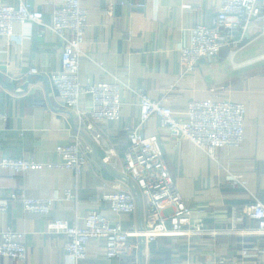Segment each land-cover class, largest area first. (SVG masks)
<instances>
[{
    "label": "crops",
    "instance_id": "obj_1",
    "mask_svg": "<svg viewBox=\"0 0 264 264\" xmlns=\"http://www.w3.org/2000/svg\"><path fill=\"white\" fill-rule=\"evenodd\" d=\"M66 0H0V5L24 3L44 14L50 24L54 8ZM135 2L143 7L133 6ZM88 11L80 79L92 83H119L120 118L99 124L103 147L95 145L81 175L61 166L57 154L61 144L75 141L76 128L68 108L54 88L50 75L60 69L61 55L73 37L46 29L41 23L15 24L14 35L0 37V111L8 114L0 122V162L4 158H32L56 167L14 172L0 166V233L12 229L26 233L30 264H75L64 249L62 233L48 229L56 219L78 221L92 211L136 229L146 214L143 199L135 215L114 212L103 194L112 182L126 181L122 175L130 143V131L138 126L141 105L138 93L162 100L182 116L192 100L242 102L246 106L245 132L236 148H220L211 157L188 139L176 140L152 116L142 133L153 138L161 150L176 186L194 217L203 218L210 229L229 226L230 208L248 207L256 199L264 203V18L254 20L244 38H237L214 58L201 60L186 71L180 48L190 43V29L207 23L218 10L219 0H82ZM31 68L37 73L30 74ZM89 107L91 99L81 101ZM86 142L92 144L87 138ZM105 149H114L112 162L102 161ZM242 176L245 186L230 179ZM73 188L74 200L65 198ZM15 194L16 198H10ZM55 198L48 215L27 212L23 197ZM258 224L245 217L243 232L205 236L167 235L156 239L133 256L108 258L103 242H88L87 258L78 264H264V234ZM1 237V236H0ZM250 248L249 256L243 249ZM0 254V264H24Z\"/></svg>",
    "mask_w": 264,
    "mask_h": 264
},
{
    "label": "built area",
    "instance_id": "obj_2",
    "mask_svg": "<svg viewBox=\"0 0 264 264\" xmlns=\"http://www.w3.org/2000/svg\"><path fill=\"white\" fill-rule=\"evenodd\" d=\"M143 7L144 3H133ZM264 18V0H219L218 10L207 23L195 24L190 29V43L180 48L184 70H195L205 58L217 57L221 50L244 38L254 20ZM41 23L46 29L63 35L66 30L73 32L61 55V67L50 75L51 82L59 99L64 102L72 116L76 128L75 141L61 144L56 152L64 158L61 166L74 170L81 175L89 163L90 152L95 145L103 147L105 134L99 124L120 118L122 101L120 84L83 82L80 79V63L86 58L83 52L85 32L88 26V11L82 0H66L58 4L53 11L52 22H44V14L31 9L24 3L0 5V37L14 35L15 24ZM30 74L37 73L31 68ZM88 96L91 105L84 107L82 98ZM141 105L139 124L130 131V143L124 158L123 183L109 184L111 191L103 194L110 208L119 214L135 215L139 201L144 200L146 214L134 230H126L121 222L112 224L108 216L92 211L81 217L80 222L56 219L48 224L49 231L62 233L65 237L64 249L75 264L87 258L88 242L98 239L108 258L133 256L138 250L149 246L156 239L167 235L205 236L220 233L243 232L239 225L245 217L258 224L257 232L264 234V203L256 199L248 207L232 205L229 226L226 229H210L205 220L194 217L179 192L174 177L165 158L153 138L142 133V128L152 116L159 124L167 128L176 140L188 139L214 157L217 149L239 147L244 139L246 106L242 102L224 100H192L178 116L173 108L162 100L151 98L147 93H138ZM7 113L0 111V122L6 123ZM87 138L92 144L86 142ZM114 149H105L102 161L112 162ZM0 166L14 172L41 170L56 167L53 162L42 163L32 158H4ZM235 183L245 186L242 176L230 174ZM10 198H16L10 194ZM67 200H74L73 188L65 191ZM55 198H36L25 196L22 199L24 209L30 213L48 215L54 206ZM8 198L0 200V210L6 211ZM0 254L27 262L28 247L26 233L5 229L0 233ZM250 248L243 249V255L249 256Z\"/></svg>",
    "mask_w": 264,
    "mask_h": 264
}]
</instances>
